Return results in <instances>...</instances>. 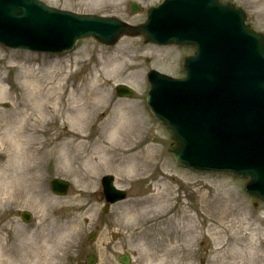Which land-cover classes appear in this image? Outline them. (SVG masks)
Wrapping results in <instances>:
<instances>
[{"label":"rangeland","instance_id":"1","mask_svg":"<svg viewBox=\"0 0 264 264\" xmlns=\"http://www.w3.org/2000/svg\"><path fill=\"white\" fill-rule=\"evenodd\" d=\"M44 1L137 24L163 0ZM132 1L141 5L138 13ZM229 1L245 8L249 23L264 33V0ZM187 52L140 36L114 46L86 38L61 54L0 44V264H77L90 253L96 264H123L118 256L124 253L132 264H264V205L244 190L246 180L179 165L169 151L171 131L148 107L147 72L184 75ZM120 84L133 89L131 97L116 94ZM50 87L66 92L31 95ZM40 105L60 106V116L28 121L40 116L34 114ZM13 127L20 134L13 136ZM35 127L45 133H28ZM119 146L120 152H106ZM106 174L127 190L107 211ZM54 178L70 181L66 195L52 191ZM24 210L34 215L30 223L21 217Z\"/></svg>","mask_w":264,"mask_h":264},{"label":"water","instance_id":"2","mask_svg":"<svg viewBox=\"0 0 264 264\" xmlns=\"http://www.w3.org/2000/svg\"><path fill=\"white\" fill-rule=\"evenodd\" d=\"M140 5L131 3L133 12ZM243 10L221 0H165L148 18L131 25L115 16L79 14L42 0H0V42L13 48L62 52L82 37L116 43L122 35L143 34L159 44H192L186 76L148 73V103L173 132L169 150L177 161L196 170L228 172L248 178L245 190L264 200V36L245 22ZM130 97L133 89L118 85ZM103 177L107 199L127 192ZM53 191L64 195L69 182L55 178ZM24 220L30 215L23 212ZM95 234L90 236L93 239ZM119 260L131 264L128 253ZM95 264V254L87 256Z\"/></svg>","mask_w":264,"mask_h":264},{"label":"bare ground","instance_id":"3","mask_svg":"<svg viewBox=\"0 0 264 264\" xmlns=\"http://www.w3.org/2000/svg\"><path fill=\"white\" fill-rule=\"evenodd\" d=\"M0 81H2V77H0ZM4 89V86L2 85V84H0V91H2ZM66 92V91H65ZM64 92V93H65ZM59 94V97H61L62 95H64V93L63 92H57V91H54L51 87L50 88H48V89H45V90H42V88L41 89H37V90H35V91H32L31 92V95H34V94H36V95H40V96H42V97H48V98H53V96H55V94ZM65 110H67V109H64V111ZM61 109H60V106H58V105H55L54 107H53V109L52 110H47V108L46 107H44L43 105L41 106H39L35 111H34V114H36V113H38V114H40V116H36L37 118L36 119H34L33 117H29L28 118V121H35V122H37V123H39V122H42L43 120L41 119V117L42 116H44V115H47V114H49L50 113V115L52 116V118H53V120H56L57 118H58V116H60L59 114L61 113ZM85 115H84V121H85ZM77 119H78V121H83L82 119L83 118H81V115H78V117H77ZM44 122V121H43ZM36 127H38V126H36ZM34 128V129H31V130H27L28 131V133H42V134H44L45 133V131L44 130H40V131H38L39 130V128ZM15 128V129H14ZM71 128L72 129H75L76 130V127L74 126V125H71ZM65 131H66V128L64 129ZM65 131H63V134H68L69 132H70V130H67L66 132ZM20 132H21V129L20 128H17V127H13V129H10V133H12V135L13 136H16V135H18V134H20ZM58 136H59V133H56L55 134V136H54V138H58ZM125 136H127V135H125ZM124 136V137H125ZM121 138V137H120ZM71 142H73V141H71ZM121 149H122V146H119V147H113V148H109V149H107V153H110V152H115V153H117L118 151L120 152L121 151ZM128 151H129V149H126V150H122V152H121V154L123 155V156H125V155H127L126 153H128ZM123 156H121V158H123L124 160H127L128 158L125 156V157H123ZM87 157H88V161H91V159H93V157H92V155L90 156V154H88L87 155ZM130 163V161L128 162V164ZM131 165V164H130ZM129 165V166H130ZM132 168V167H131ZM173 248H175V247H173ZM10 251L6 248V250H5V253L6 254H8Z\"/></svg>","mask_w":264,"mask_h":264},{"label":"flooded vegetation","instance_id":"4","mask_svg":"<svg viewBox=\"0 0 264 264\" xmlns=\"http://www.w3.org/2000/svg\"><path fill=\"white\" fill-rule=\"evenodd\" d=\"M259 205H260L259 202H256V205H255V206H259ZM262 205H264L263 202H262ZM258 209H262V207H261V208H258ZM252 218H253L254 221H255L256 219L259 220V218H257V216H256L255 214H253ZM263 222H264V221L260 220V225H261Z\"/></svg>","mask_w":264,"mask_h":264}]
</instances>
